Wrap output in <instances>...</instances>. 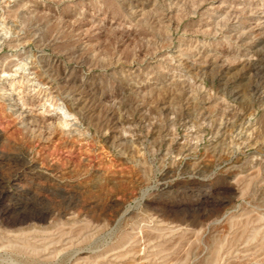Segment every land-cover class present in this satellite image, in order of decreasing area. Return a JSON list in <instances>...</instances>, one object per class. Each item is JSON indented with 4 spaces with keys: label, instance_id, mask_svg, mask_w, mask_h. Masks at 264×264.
<instances>
[{
    "label": "rangeland",
    "instance_id": "374dc122",
    "mask_svg": "<svg viewBox=\"0 0 264 264\" xmlns=\"http://www.w3.org/2000/svg\"><path fill=\"white\" fill-rule=\"evenodd\" d=\"M0 264H264V0H0Z\"/></svg>",
    "mask_w": 264,
    "mask_h": 264
},
{
    "label": "bare ground",
    "instance_id": "6f19581e",
    "mask_svg": "<svg viewBox=\"0 0 264 264\" xmlns=\"http://www.w3.org/2000/svg\"><path fill=\"white\" fill-rule=\"evenodd\" d=\"M255 237H257V236H255Z\"/></svg>",
    "mask_w": 264,
    "mask_h": 264
}]
</instances>
